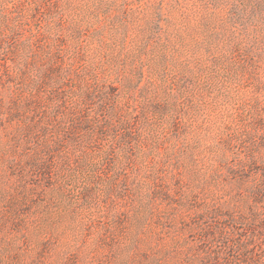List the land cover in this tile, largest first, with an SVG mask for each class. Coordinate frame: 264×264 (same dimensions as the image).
<instances>
[{
	"label": "rangeland",
	"instance_id": "rangeland-1",
	"mask_svg": "<svg viewBox=\"0 0 264 264\" xmlns=\"http://www.w3.org/2000/svg\"><path fill=\"white\" fill-rule=\"evenodd\" d=\"M0 45V264L234 262L264 0H0Z\"/></svg>",
	"mask_w": 264,
	"mask_h": 264
},
{
	"label": "trees",
	"instance_id": "trees-1",
	"mask_svg": "<svg viewBox=\"0 0 264 264\" xmlns=\"http://www.w3.org/2000/svg\"><path fill=\"white\" fill-rule=\"evenodd\" d=\"M254 174L260 179L244 181L243 190L237 193L242 205L247 207L249 216L239 217L237 224L242 228V233L238 234V240H241L232 244L234 255L231 257L234 262L228 261V264H264V170ZM209 235L215 239L217 232L212 229Z\"/></svg>",
	"mask_w": 264,
	"mask_h": 264
}]
</instances>
